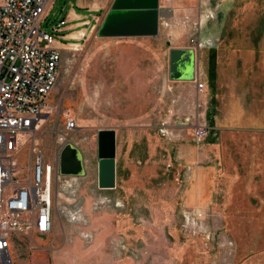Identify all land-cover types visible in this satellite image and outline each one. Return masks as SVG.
<instances>
[{
	"label": "rangeland",
	"instance_id": "obj_1",
	"mask_svg": "<svg viewBox=\"0 0 264 264\" xmlns=\"http://www.w3.org/2000/svg\"><path fill=\"white\" fill-rule=\"evenodd\" d=\"M113 1L54 0L41 27L53 32L71 8L90 18L88 10L94 8L101 23ZM194 19L181 14L177 21L163 20L158 37H98L100 23L93 19L95 28L81 39H61L60 79L49 95L55 110L37 142L45 160L54 162L58 132L71 113L81 126L73 142L96 164L98 131L120 129L117 187L109 191L108 207L92 215L91 242L57 226L48 235L17 242L12 264H264L263 209L243 212L228 208L229 203L203 207L183 199L190 185L194 195L198 164L183 163L181 156L196 152L213 134L199 140L192 131L195 124H206L198 71L193 81L171 78L170 50L185 44L188 25L196 35ZM18 162L23 177L31 166L28 148ZM85 169L90 190L92 170Z\"/></svg>",
	"mask_w": 264,
	"mask_h": 264
},
{
	"label": "built area",
	"instance_id": "obj_2",
	"mask_svg": "<svg viewBox=\"0 0 264 264\" xmlns=\"http://www.w3.org/2000/svg\"><path fill=\"white\" fill-rule=\"evenodd\" d=\"M179 1L159 0V8L171 18ZM53 2H0V264H12L11 249L17 242L32 240L34 234L48 235L57 226L91 242L95 237L92 215L112 201L98 180L86 190V174L60 172V153L81 128L71 113H66L65 126L58 132L54 162L45 160L37 142V134L55 110L49 95L59 82L62 62L56 43L64 38L65 20L53 32L41 27ZM87 25L95 28L93 20ZM197 87L204 90L205 82L198 79ZM192 131L202 140L212 129L198 123ZM25 148L31 166L22 177L18 156Z\"/></svg>",
	"mask_w": 264,
	"mask_h": 264
},
{
	"label": "crops",
	"instance_id": "obj_3",
	"mask_svg": "<svg viewBox=\"0 0 264 264\" xmlns=\"http://www.w3.org/2000/svg\"><path fill=\"white\" fill-rule=\"evenodd\" d=\"M182 1L177 7L187 8L176 9L174 16L164 20L177 21L181 14L195 17L196 35L188 25L183 35L185 44L176 48L193 49L195 53L197 78L205 80L204 90H199L204 104L202 116L213 132L196 152L192 149L188 157L181 156L183 163L198 164L192 176L198 178L194 195H189L190 185L183 199H194L203 207L229 203L228 208L243 212L246 208L264 210V0ZM93 9L88 10L93 18L75 8L67 11L59 20H65L63 39L86 35L87 23L96 17ZM99 23L97 18V26ZM62 43L59 40L56 46L61 48ZM114 129L118 155L121 132ZM72 143L82 151L85 166L91 168L94 187L99 175L98 156L95 164L92 154L85 155ZM86 175L89 177L87 170Z\"/></svg>",
	"mask_w": 264,
	"mask_h": 264
},
{
	"label": "water",
	"instance_id": "obj_4",
	"mask_svg": "<svg viewBox=\"0 0 264 264\" xmlns=\"http://www.w3.org/2000/svg\"><path fill=\"white\" fill-rule=\"evenodd\" d=\"M159 8V0H114L100 23L98 37H158L161 18L168 17ZM171 78L193 81L196 78V56L193 49L170 50ZM98 142V181L102 188L114 189L117 185V143L114 128L100 129ZM60 172L67 175L86 174L82 151L67 143L60 153Z\"/></svg>",
	"mask_w": 264,
	"mask_h": 264
}]
</instances>
